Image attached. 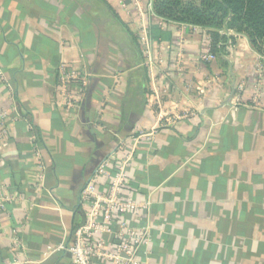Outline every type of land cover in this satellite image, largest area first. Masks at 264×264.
I'll list each match as a JSON object with an SVG mask.
<instances>
[{"label":"crops","instance_id":"0c3cea01","mask_svg":"<svg viewBox=\"0 0 264 264\" xmlns=\"http://www.w3.org/2000/svg\"><path fill=\"white\" fill-rule=\"evenodd\" d=\"M152 3L0 0V264H72L81 191L121 141L134 149L127 193L148 203L126 215L147 232L141 264H264L260 54L222 30L233 46L203 62L206 29L162 26ZM142 23L162 45L154 79ZM61 62L90 76L71 111L54 103Z\"/></svg>","mask_w":264,"mask_h":264},{"label":"built area","instance_id":"2783aa9c","mask_svg":"<svg viewBox=\"0 0 264 264\" xmlns=\"http://www.w3.org/2000/svg\"><path fill=\"white\" fill-rule=\"evenodd\" d=\"M152 13L154 14L153 7ZM157 18L162 26L170 22ZM139 36L144 64L148 74L154 79L162 62V45L151 37L150 29L145 23L139 27ZM207 40L208 47L200 56L203 62L213 61L216 57L211 52L208 34ZM232 46L231 41L226 43L227 50ZM257 66L255 99L259 97L263 82L264 56L259 55ZM89 83L88 73L77 72L66 62H61L57 71L54 103L67 111L77 109L88 91ZM243 89L244 86L239 85L238 93ZM2 132L6 133V127L3 126ZM133 156L134 149L126 141H121L98 162L81 191L80 205L85 209V219L63 247L70 254L72 264H141L138 251L141 245L148 243L147 232L130 225L126 219V215L145 211L148 206V203L141 204L130 198L127 193V189H130L128 167ZM39 180L42 181L41 176ZM0 202V207L4 208L2 199ZM111 223L116 224L115 229Z\"/></svg>","mask_w":264,"mask_h":264},{"label":"trees","instance_id":"16d2710c","mask_svg":"<svg viewBox=\"0 0 264 264\" xmlns=\"http://www.w3.org/2000/svg\"><path fill=\"white\" fill-rule=\"evenodd\" d=\"M152 7L157 17L206 29L216 57L227 54L228 41L234 44L222 30L245 34L264 56V0H153Z\"/></svg>","mask_w":264,"mask_h":264}]
</instances>
